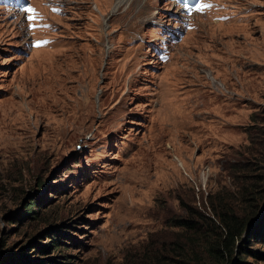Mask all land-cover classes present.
Wrapping results in <instances>:
<instances>
[{
	"label": "rangeland",
	"instance_id": "rangeland-1",
	"mask_svg": "<svg viewBox=\"0 0 264 264\" xmlns=\"http://www.w3.org/2000/svg\"><path fill=\"white\" fill-rule=\"evenodd\" d=\"M213 1L187 28L169 0H31L29 31L0 6V264L174 262L218 236L211 199H264V0Z\"/></svg>",
	"mask_w": 264,
	"mask_h": 264
},
{
	"label": "trees",
	"instance_id": "trees-1",
	"mask_svg": "<svg viewBox=\"0 0 264 264\" xmlns=\"http://www.w3.org/2000/svg\"><path fill=\"white\" fill-rule=\"evenodd\" d=\"M257 154H259V157H257L258 161L256 164H260V168L264 164V153L259 150ZM243 170V180H246L247 177H249L248 174L250 169L244 168ZM41 185L42 183H40V186ZM258 186L259 181L257 177L254 178L251 184L246 181L242 183L240 206L236 202L224 203V200L211 199L209 205L213 220L210 218V222L212 223V227L218 230V236L214 238L210 233H203V236L194 237L202 241L200 246H194L198 248V250H187L185 246L178 245L180 259L164 264H190V257L193 259L196 258L199 261L198 264H247L245 261L250 254L254 257L264 256V253L261 254L260 251L254 252L248 249V246H251L255 242H262L261 238H264L263 219H260L257 215L258 204L264 199L259 189H257ZM242 204L245 206H242ZM36 205L37 202L34 201V199L26 203V213L32 215L33 218L37 216V211L34 209ZM193 212L198 213L197 211ZM190 214L192 216V212ZM200 216L205 219L204 215L200 214ZM175 224L185 230L195 233L200 232L197 225L198 223L196 224V222L191 219L179 218ZM56 235H59V233H56ZM50 238L51 242L46 244L43 250L50 249L51 246L56 249L57 246L63 243L59 242L53 235L50 236ZM238 241H240V244H237L239 243ZM199 254L203 256L201 257L202 259H199ZM194 255L196 256L195 258L193 257ZM58 257L59 256H52L45 260L55 261ZM19 264L27 263L19 262Z\"/></svg>",
	"mask_w": 264,
	"mask_h": 264
},
{
	"label": "snow or ice",
	"instance_id": "snow-or-ice-1",
	"mask_svg": "<svg viewBox=\"0 0 264 264\" xmlns=\"http://www.w3.org/2000/svg\"><path fill=\"white\" fill-rule=\"evenodd\" d=\"M210 7H212L211 4H198L194 10L203 11L204 9L210 8ZM55 10L56 9H54V11ZM23 11L30 14V15L27 16V20L29 21V29L31 30V29L35 28L36 25L31 23L36 18V15H37L35 13V10L32 9L31 7H26V8L23 9ZM42 26L43 27H48V25H42ZM35 46H37V47L40 46L39 42Z\"/></svg>",
	"mask_w": 264,
	"mask_h": 264
},
{
	"label": "bare ground",
	"instance_id": "bare-ground-1",
	"mask_svg": "<svg viewBox=\"0 0 264 264\" xmlns=\"http://www.w3.org/2000/svg\"><path fill=\"white\" fill-rule=\"evenodd\" d=\"M117 4H118V1H116L115 6H117ZM115 6H114V7H115ZM112 8H113V7H112ZM152 16H153V14H151V17H152ZM180 164H181V163H180Z\"/></svg>",
	"mask_w": 264,
	"mask_h": 264
}]
</instances>
